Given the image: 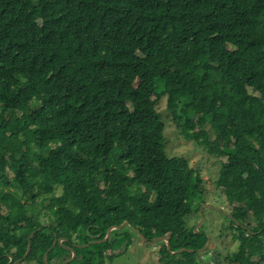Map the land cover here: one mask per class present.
I'll use <instances>...</instances> for the list:
<instances>
[{
	"label": "trees",
	"instance_id": "trees-1",
	"mask_svg": "<svg viewBox=\"0 0 264 264\" xmlns=\"http://www.w3.org/2000/svg\"><path fill=\"white\" fill-rule=\"evenodd\" d=\"M163 98L187 140L227 159L225 264H264V0H0V264L35 231L23 264H45L55 236L49 264H110L125 228L83 246L125 222L195 251L163 242V264H221L198 252L204 180L168 155Z\"/></svg>",
	"mask_w": 264,
	"mask_h": 264
},
{
	"label": "rangeland",
	"instance_id": "rangeland-1",
	"mask_svg": "<svg viewBox=\"0 0 264 264\" xmlns=\"http://www.w3.org/2000/svg\"><path fill=\"white\" fill-rule=\"evenodd\" d=\"M115 46L124 48L126 47V43L120 41ZM40 96H43V88L41 86ZM158 111L161 113L162 119L166 124V150L168 155L170 157L184 158L189 161V167L195 172H198L204 180V203L218 209V211L208 208L205 209L203 217H205L206 220L200 228H204V230L211 236L212 242L209 251L214 253V250L218 249V251L222 253V256L220 257L221 264H225L226 254L228 255L229 252L234 253L238 250L237 242L231 244L232 234L226 231L229 229V222L220 214V211H224L223 213H230L233 210V207L227 203L223 193L217 186V181L220 177L221 164L227 159L218 158L217 156L210 154L205 145L185 138V135L182 133V126L173 121L172 114L168 109L167 98H163L159 102ZM199 215L201 214L199 213ZM201 220L202 217L200 216L199 218L197 216L191 222V225H199ZM124 230L131 233L130 235L133 243L126 252L116 256L110 264H163L161 260V248L163 242L160 241L159 243H154L147 241L141 238L137 233L131 232L128 228H125ZM222 233L224 235L220 237ZM227 249H229L228 252ZM207 253L208 250L199 254L202 260L212 263V261L208 260L206 257ZM212 255L209 254V257ZM24 261L20 264H23Z\"/></svg>",
	"mask_w": 264,
	"mask_h": 264
},
{
	"label": "water",
	"instance_id": "water-1",
	"mask_svg": "<svg viewBox=\"0 0 264 264\" xmlns=\"http://www.w3.org/2000/svg\"><path fill=\"white\" fill-rule=\"evenodd\" d=\"M205 208H210V209H212V210H216V211H218L217 208H215V207H213V206H210V205H207V204H203V205L201 206V208H200V214H201L202 220H201V223H199V225L196 227V232H197V233L199 232V229H200L201 225L203 224V222H205V220H206L205 217H203V216H204V209H205ZM129 226H130V224H129L128 222H125V223H123V224L120 225V226H114V227H111V228L108 230V233H107L106 237H105L103 240H97V241L94 240V241H92L91 243H89V244H87V245H84L83 247H88V246H90L91 244H103V243L107 242V241L110 239L111 233H112L113 231L121 230V229H124V228L129 227ZM134 231H135V232H136L141 238H143L144 240H146V238L141 234V232H139L138 230H134ZM35 234H36V231H35L34 233H32L31 236L29 237L28 249H27V252H26L25 256H24L22 259H20V260H18V261H16V262H14L12 256H10V259H11V260H10L9 264H20V263H22V262L28 257V255L30 254V252H31V250H32V242H31V239L34 237ZM64 240H65V239L58 240L57 236H55V240H54V243H53L52 247L47 251V253H46L45 256H44L45 264H49V263H48V254H49V252H51L52 250L55 249V247L57 246L58 243L60 244V246L64 247V246H63V241H64ZM159 240H160L161 242H166L167 247H168V251H169V255H176V254H177V255H181V254H184V253H186V252H191V253L195 252L194 250H190V249H187V248L180 249V250H178V251H172V248H171V245H170V240H169L168 238H158V239H153L152 241H153L154 243H159ZM211 242H212L211 236L208 235V241H207L206 245H205L201 250H199L198 252L201 253V252L207 251V250L209 249L210 245H211ZM75 258H76V253L73 252L72 258H71L70 260L66 261V262L63 263V264H68V263L74 261Z\"/></svg>",
	"mask_w": 264,
	"mask_h": 264
},
{
	"label": "clouds",
	"instance_id": "clouds-1",
	"mask_svg": "<svg viewBox=\"0 0 264 264\" xmlns=\"http://www.w3.org/2000/svg\"><path fill=\"white\" fill-rule=\"evenodd\" d=\"M203 204H205V203H203ZM203 204H202V205H203ZM202 205H201V206H202ZM200 208H201V207H200ZM205 209H207V208H205ZM205 209H204V211H205ZM208 209H210V208H208ZM211 210H212V209H211ZM200 216H201V215H200ZM197 226H198V225H197ZM126 228H127V227H126ZM121 230H122V229H121ZM111 234H112V233H111ZM110 237H111V236H110ZM165 243H166V242H165Z\"/></svg>",
	"mask_w": 264,
	"mask_h": 264
},
{
	"label": "bare ground",
	"instance_id": "bare-ground-1",
	"mask_svg": "<svg viewBox=\"0 0 264 264\" xmlns=\"http://www.w3.org/2000/svg\"><path fill=\"white\" fill-rule=\"evenodd\" d=\"M231 219H232V220H235L234 218H231ZM157 239H158V238H157ZM159 242H160V240H159ZM46 253H47V252H46ZM46 253H45V254H46ZM49 253H50V252H49ZM48 255H49V254H48ZM44 256H45V255H44Z\"/></svg>",
	"mask_w": 264,
	"mask_h": 264
}]
</instances>
